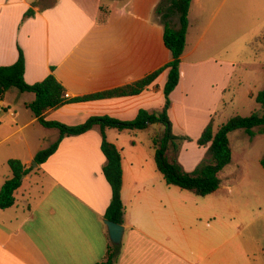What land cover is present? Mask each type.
Masks as SVG:
<instances>
[{
  "label": "crops",
  "instance_id": "crops-1",
  "mask_svg": "<svg viewBox=\"0 0 264 264\" xmlns=\"http://www.w3.org/2000/svg\"><path fill=\"white\" fill-rule=\"evenodd\" d=\"M39 1L0 0V66L14 64L20 49L25 82L34 84L53 74L68 100L117 89L144 77L141 25L136 18L125 23L116 16L127 11L128 0H52L42 7ZM30 8L34 16L24 18ZM101 12L105 20L100 22ZM113 16L115 20L110 21ZM190 53L183 52L181 60ZM181 67L182 61L180 73ZM162 77L167 80V71L138 95L70 103L48 110L44 117L68 126L93 116L133 120L139 110L151 113L153 105L164 102L156 85ZM179 82L180 75L170 97ZM6 93L0 97V114L5 116L0 122L11 121L16 129L3 137L0 145L29 124L38 123L26 107L34 101V94L23 100L22 106H13L5 99ZM20 108L22 114L27 113L22 119L28 121L19 122ZM210 119L206 115L196 121L199 136ZM108 130L112 128L105 130L106 139ZM57 139L56 131L48 142L42 140L35 147L25 140L22 149L16 141L17 158L0 153V188L11 177L8 160H19L29 170L13 194V205L0 209V264H97L112 244L104 225L111 189L103 175L106 160L99 127L63 138L45 163L34 165L35 154ZM129 146L127 151L115 146L121 155L124 233L114 264H217L218 248L206 245L199 232L187 233L181 226L171 199L176 187L167 186L158 172L152 142L145 164H139L137 144ZM152 160L155 168L150 165ZM176 226L181 229L179 243L174 241Z\"/></svg>",
  "mask_w": 264,
  "mask_h": 264
},
{
  "label": "rangeland",
  "instance_id": "rangeland-1",
  "mask_svg": "<svg viewBox=\"0 0 264 264\" xmlns=\"http://www.w3.org/2000/svg\"><path fill=\"white\" fill-rule=\"evenodd\" d=\"M51 1L40 0L38 3L42 7V3ZM157 2L159 0H128L127 11L116 15L125 23L136 18L141 25L144 76L171 58L162 43L163 26L156 14ZM103 16H100V22ZM187 20L184 53H192L181 60L179 87L169 97L167 113L172 134L184 139L177 142L174 158L184 171L192 172L208 158L196 143L199 136L198 128L194 126L196 121L209 115L215 132L233 116L264 114V109L256 102L258 93L264 89V41L255 42L259 37L264 38V0H192ZM172 25H177L176 18ZM164 81L166 79L162 77L156 84L160 101H164ZM32 95L10 90L5 99L13 106H22ZM164 102L153 105L152 112H160ZM23 111L20 108L19 122L29 120ZM2 116L5 118L0 114ZM11 126H14L11 121L0 122V140L16 129ZM164 128L161 123H155L145 130L118 132L112 129L107 132V141L125 151L136 143L139 164H145V153L151 149L153 136L163 132ZM53 133L56 131L31 123L0 145V153L17 158L18 150L13 149L16 141L21 149L25 140L35 147L42 140L48 142ZM227 139L231 157L217 174L218 189L198 197L174 188L171 199L185 232H199L204 235L206 245L218 248L217 264L226 261L228 264H264V170L260 164L264 157V134L250 137L243 130H235L228 133ZM150 165L155 168L153 160ZM179 231L181 229L176 226V243L182 239Z\"/></svg>",
  "mask_w": 264,
  "mask_h": 264
},
{
  "label": "trees",
  "instance_id": "trees-1",
  "mask_svg": "<svg viewBox=\"0 0 264 264\" xmlns=\"http://www.w3.org/2000/svg\"><path fill=\"white\" fill-rule=\"evenodd\" d=\"M191 2L192 0H161L159 2L156 7V14L160 17L163 26V44L170 52L171 60L132 84L68 100L65 98L64 88L53 74H49L42 81L34 84L25 82V60L20 49L14 64L0 66V97L11 89H16L21 93L34 94L35 99L26 105L27 109L43 128L54 129L58 132V139L50 147L35 154L34 163L36 165L40 166L45 163L57 150L63 138L79 136L95 126L99 127L102 138L101 151L106 160L103 175L111 189V198L104 218L118 225L124 224V207L120 195L122 188L121 155L119 150L107 141L106 129L112 128L120 132L145 130L152 124L161 123L165 127L163 132L155 135L152 139L156 168L167 186L176 187L198 197L212 194L220 185L217 174L230 162L231 157L227 139L228 133L243 130L250 137L264 134V114L252 113L248 117L233 116L220 125L215 132L213 119H210L196 141L198 146L206 149L207 160L201 162L192 172H186L174 158L178 146L177 142L184 139L172 134L171 122L167 112L170 105V94L177 87L179 81L181 56L186 45L187 16ZM103 15L102 20L105 18V14ZM32 16H34V11L30 8L25 12L24 18ZM173 18L177 20L176 26L172 25ZM263 36L264 32L262 33ZM260 40L264 41V38L259 37L255 42ZM165 71H167V80L162 91L165 102L160 112L149 113L141 109L136 117L130 121H120L108 116H93L84 123L75 126L46 120L44 117V113L48 110L70 103L138 95ZM256 102L264 109V89L258 93ZM260 164L264 170V157ZM7 165L11 171V177L6 179L0 188V209H7L13 205V194L21 185V177L29 172L16 159L8 160ZM119 249V246L110 244L105 258L97 264H114Z\"/></svg>",
  "mask_w": 264,
  "mask_h": 264
},
{
  "label": "water",
  "instance_id": "water-1",
  "mask_svg": "<svg viewBox=\"0 0 264 264\" xmlns=\"http://www.w3.org/2000/svg\"><path fill=\"white\" fill-rule=\"evenodd\" d=\"M34 165H36V164L34 163ZM23 177L24 176H22L21 179ZM104 225L107 228L110 242L113 245L118 246L121 243L122 236H123V233H124L123 225H118L116 223H113V222H110V221H107V220L104 221Z\"/></svg>",
  "mask_w": 264,
  "mask_h": 264
}]
</instances>
